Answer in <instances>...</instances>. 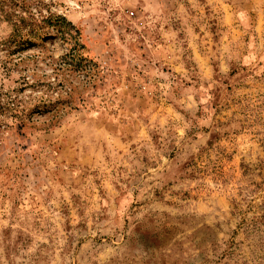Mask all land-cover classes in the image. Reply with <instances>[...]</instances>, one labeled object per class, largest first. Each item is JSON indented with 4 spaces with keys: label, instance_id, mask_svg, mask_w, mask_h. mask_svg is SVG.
<instances>
[{
    "label": "rangeland",
    "instance_id": "1",
    "mask_svg": "<svg viewBox=\"0 0 264 264\" xmlns=\"http://www.w3.org/2000/svg\"><path fill=\"white\" fill-rule=\"evenodd\" d=\"M24 1L0 264H264V0ZM38 4L74 29L15 38Z\"/></svg>",
    "mask_w": 264,
    "mask_h": 264
},
{
    "label": "trees",
    "instance_id": "2",
    "mask_svg": "<svg viewBox=\"0 0 264 264\" xmlns=\"http://www.w3.org/2000/svg\"><path fill=\"white\" fill-rule=\"evenodd\" d=\"M9 2L12 3V7H16L15 4L18 6L21 2L24 3L25 1L24 0H22V1L21 0H2L0 2L1 3L0 8H2V5L5 6L6 3H9ZM26 4L27 3H24L25 6H26ZM34 8L37 9V12H33L32 10H30L27 7V8H25L26 10L20 12L19 14H15V13H12L9 15L5 14L6 21H13L12 24L14 25V28H15L14 29V37L15 38L17 36H20V35H22V37L24 38V36H27L28 33H29V35L33 34L34 31H36V28H39V27H37V25L40 22L47 23L48 26L57 28L58 32L62 31V28H64V26L66 29L69 28L68 31H71L72 29H74V27L70 24V22H67V20L64 17L55 16L54 14H52L50 12H47V15L43 14V12H42L43 10H41V8L39 7V4H38V6H35ZM62 24H63V26H61ZM26 29H28V33H27V31H25ZM10 103L12 105L11 110H15V108H13L14 107L13 102L11 101ZM11 114H12V112H11ZM12 117L18 121H21V120H19V114L13 113ZM152 241H154L156 243V237Z\"/></svg>",
    "mask_w": 264,
    "mask_h": 264
}]
</instances>
